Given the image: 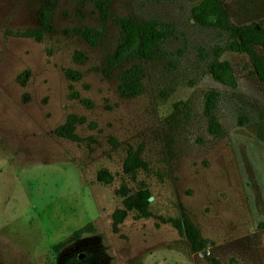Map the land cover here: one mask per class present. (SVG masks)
<instances>
[{"label":"rangeland","instance_id":"374dc122","mask_svg":"<svg viewBox=\"0 0 264 264\" xmlns=\"http://www.w3.org/2000/svg\"><path fill=\"white\" fill-rule=\"evenodd\" d=\"M97 1L57 0L46 29L42 0H0V264H264V82L250 56L222 54L238 80L232 88L209 71L231 37L194 23L199 0H113L106 20ZM223 4L233 23L264 26V0ZM119 17L174 27L164 55L142 61L145 89L133 97L119 92L129 64L108 62ZM85 28L103 33L98 45ZM26 32L34 35H18ZM254 49L264 56V43ZM66 69L82 77L69 79ZM209 90L220 93L213 116L221 134L208 129ZM70 114L80 118V141L55 134ZM130 147L142 148L149 166L136 176L123 170ZM102 168L112 183L98 180ZM142 183L153 213L187 214L205 249L193 251L171 224L136 211L113 231L123 200L116 189Z\"/></svg>","mask_w":264,"mask_h":264},{"label":"trees","instance_id":"16d2710c","mask_svg":"<svg viewBox=\"0 0 264 264\" xmlns=\"http://www.w3.org/2000/svg\"><path fill=\"white\" fill-rule=\"evenodd\" d=\"M224 0H199L192 8L191 17L194 23L203 27L215 28L226 31L231 37L227 47H218L214 50V60L209 71L213 78L227 86L236 88L238 80L236 78L234 67L228 60L220 59L225 49L247 53L252 61L253 73L264 82V56L258 54L254 45L264 43V26L259 23H250L238 25L231 21L229 13L223 4ZM113 0H98L97 5L102 17L106 20L111 14L110 5ZM57 0H42L40 9V23L46 29L51 28L52 14L56 8ZM120 28V40L113 53L108 57L111 67H123L129 64L125 70L119 72V92L124 97H133L142 93L145 89L144 77L145 67L143 60L157 59L164 55L162 43L173 35L174 27L172 24L163 23L152 19L144 22H137L128 17H119L117 19ZM82 36L92 46L100 43L103 33L94 28H85L80 30ZM18 35L33 36L29 32ZM78 61L85 60L80 52L76 55ZM65 74L69 79L79 80L82 74L74 69H66ZM22 81L24 80L21 77ZM73 90V85H70ZM73 97L79 98L82 103L89 104L86 98H80V94L73 91ZM220 93L216 90H209L206 94L204 104L205 114L209 117L208 129L213 134H221L224 129L213 116L219 102ZM80 118L75 114H70L65 123L55 129V134L59 137L67 138L73 141H80L82 138L76 133V125ZM142 148L130 147L127 150V156L123 164L125 173L136 176L140 169L148 170V163L142 158ZM98 180L105 184L114 181L113 174L107 169L102 168L98 171ZM120 195L122 206L116 208L112 214V227L114 232L120 231V224L127 218L130 212L136 211L139 217H155L160 222L171 224L176 228L180 235L187 237L193 251H201L206 248L207 241L200 235L197 227L190 221L187 214L182 216L156 215L151 210L152 192L150 188L142 183L139 188L133 190L131 187L123 184L121 188L116 189ZM158 225V223H157ZM65 242L56 246L59 249ZM208 257V256H207ZM213 264H221L215 257H208Z\"/></svg>","mask_w":264,"mask_h":264},{"label":"water","instance_id":"95a60500","mask_svg":"<svg viewBox=\"0 0 264 264\" xmlns=\"http://www.w3.org/2000/svg\"><path fill=\"white\" fill-rule=\"evenodd\" d=\"M151 199V198H150ZM206 253V251H204Z\"/></svg>","mask_w":264,"mask_h":264}]
</instances>
